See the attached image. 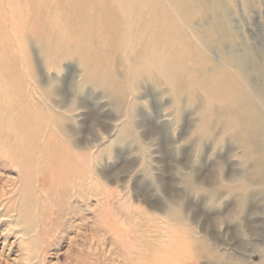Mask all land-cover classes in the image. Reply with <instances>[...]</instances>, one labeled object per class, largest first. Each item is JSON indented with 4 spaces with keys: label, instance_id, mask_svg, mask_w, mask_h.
Masks as SVG:
<instances>
[{
    "label": "rangeland",
    "instance_id": "1",
    "mask_svg": "<svg viewBox=\"0 0 264 264\" xmlns=\"http://www.w3.org/2000/svg\"><path fill=\"white\" fill-rule=\"evenodd\" d=\"M234 1L231 31L217 0H0V264H216L237 214L264 231L222 59L264 0Z\"/></svg>",
    "mask_w": 264,
    "mask_h": 264
},
{
    "label": "bare ground",
    "instance_id": "2",
    "mask_svg": "<svg viewBox=\"0 0 264 264\" xmlns=\"http://www.w3.org/2000/svg\"><path fill=\"white\" fill-rule=\"evenodd\" d=\"M214 1L215 0H210V2H214ZM227 1L231 5L227 3ZM234 2H235L234 0H217V6L222 5L225 8L223 10L224 14L222 16L225 22L229 20L230 10L228 9L229 7L227 6V4H229L232 7H235ZM187 4L189 5L190 3H186L185 5L190 9H192L193 12H195L194 15L191 16L192 19H196L198 16L202 15V12L196 15L198 9H195V7L193 6H188ZM255 5L259 7L260 0H245L242 3V6L244 7L245 10H249L247 8H255ZM225 6H227V8ZM227 24L229 27L228 29L232 31V29L229 26V21L227 22ZM238 41L239 39H237V37L233 34L231 36V41H230V52L222 56V59L228 64V68L224 69V72L226 71L225 73L227 74L229 80H232L233 82V87L232 89L229 90L230 91L229 95L231 96V104H233V106L232 107L230 106L231 107L230 110H224L225 112L223 111L222 112L225 114L236 115V119L232 117L231 118H232V123L236 124L237 126L236 128L238 129H233V131H231V134L229 136L235 140L238 139V137L244 138L248 143H252V145L255 148H259V149L261 148V153H262L260 155L261 157L260 158L258 157L255 160L257 163L256 165L257 169L255 173L252 175V178L251 177L244 178L243 180H241L242 182H244V184L240 183L239 186L234 189L239 192L237 198V204L241 212L245 208L246 202L250 200L252 196L251 192L248 189V187H251L250 185L252 184V182L256 181L257 183L256 185L259 186L261 189L260 196L264 200V44H260V45L257 44L256 46L254 44H250L248 41H244L243 45H240ZM255 77L256 78L258 77L260 83L254 82ZM233 79L236 80V82H234ZM182 80L184 79L182 78ZM11 163H14V160H11ZM234 190H232V192ZM25 199H27L25 195L21 196L22 203L25 201ZM10 210L11 207L7 206L5 209L7 217H9ZM4 219L5 221H9L11 218H4ZM235 219L237 222V228L235 230L236 238L239 237L242 241H244V243L243 242L239 243V245L235 247L237 250L236 251L238 255L237 257L235 255L233 256V255H227L225 253H220V251L217 250L216 264H264V231L262 232L260 231L259 233H255V232L250 233L249 231H246L247 225L246 223H244V220L241 217V213L237 214L235 216ZM249 237L250 238L255 237V239H259L260 242L257 245L252 246L249 242L246 241V239ZM225 251H228V249H225ZM249 252H251V254H257L256 258L258 261L256 263H254V261H250L246 259V256L247 254H249Z\"/></svg>",
    "mask_w": 264,
    "mask_h": 264
}]
</instances>
